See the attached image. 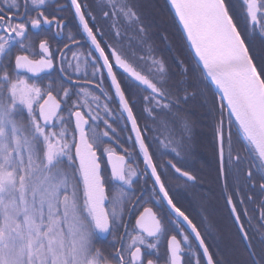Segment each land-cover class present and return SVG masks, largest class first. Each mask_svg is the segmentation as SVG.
I'll use <instances>...</instances> for the list:
<instances>
[{
  "label": "snow or ice",
  "instance_id": "snow-or-ice-1",
  "mask_svg": "<svg viewBox=\"0 0 264 264\" xmlns=\"http://www.w3.org/2000/svg\"><path fill=\"white\" fill-rule=\"evenodd\" d=\"M93 3L0 0V264H224L181 203L197 178L158 158H184L197 114L211 121L244 264H264V53L250 39L264 37V0H169L195 60L173 55L175 69L147 43L137 5ZM197 68L219 104L190 81Z\"/></svg>",
  "mask_w": 264,
  "mask_h": 264
},
{
  "label": "flooded vegetation",
  "instance_id": "flooded-vegetation-1",
  "mask_svg": "<svg viewBox=\"0 0 264 264\" xmlns=\"http://www.w3.org/2000/svg\"><path fill=\"white\" fill-rule=\"evenodd\" d=\"M89 3H93V0H89ZM93 10L99 18L100 11L95 7L94 3ZM64 15L69 19L68 28L75 30L72 26L74 22L71 19L70 13L66 12ZM103 23L107 27L108 22ZM84 46H86L85 49L87 50V45L85 44ZM174 131L175 128L171 126V132ZM162 132L159 135L161 138L169 134V129H164ZM174 136L179 138L180 135L175 134ZM192 148L193 144H191V150L189 152L182 154L184 157L182 160L174 159L172 154H165L158 156V158L160 160H173L174 163H177L185 171L191 172L197 178L194 183L188 182L186 188H180L183 207L194 218L201 234L205 237V242L210 245V250L218 254V258L223 260L224 264H244L247 253L240 240V235L237 231V226L230 212V208L226 204L224 178L220 177L219 173L215 174V171L218 170L213 166L215 153L205 150L197 151ZM160 151L167 152V150L161 148L158 152ZM166 178L171 181L172 186L184 185L185 183L182 178L177 179L171 169L168 170ZM227 179L230 183V172L228 173ZM259 202L260 197L257 195L254 203L248 202L244 205L249 210V215L258 216V211L253 212V209L257 207ZM252 223L254 226H258L257 220H253ZM193 242L197 243L194 238Z\"/></svg>",
  "mask_w": 264,
  "mask_h": 264
},
{
  "label": "trees",
  "instance_id": "trees-1",
  "mask_svg": "<svg viewBox=\"0 0 264 264\" xmlns=\"http://www.w3.org/2000/svg\"><path fill=\"white\" fill-rule=\"evenodd\" d=\"M131 3L137 5L138 11L141 14L142 20L145 24L151 25L148 32V40L147 43H150L152 47L155 49L157 55H163L165 59L172 65L173 69H175V61L173 59V55L183 59L186 64L192 67L195 64V60L193 59V55L188 47V44L183 36V33L175 19V16L169 6L167 0H130ZM240 24L243 27L244 20L240 19ZM108 24V23H107ZM74 27V25H72ZM108 27V26H107ZM105 29L108 31V28ZM134 27H128L127 25H122L121 31L127 33V37L131 38V43L133 48L136 50L137 54H146L143 52L144 47L146 45L138 44V40L140 37L134 31ZM75 31V30H73ZM161 34L167 36V42L161 39ZM79 39V37H78ZM251 48L257 53H264V37H262L259 32H255L251 35ZM55 43V42H54ZM123 43L127 46L129 43L128 38L123 40ZM62 46V45H61ZM168 47H171L172 51H168ZM86 46H84V50ZM200 70L197 68L195 71L189 73V78L191 82H197V78L199 77V81L197 82V87L204 89L209 100V103L215 102L216 104L220 103L219 94L215 91L214 87L210 84V82H205L203 77L199 76ZM179 78L178 76L176 77ZM143 95H147V93H143ZM143 103L138 102L136 105V111L142 117L141 123L144 122L143 117L145 114L142 112ZM203 109H198V112H202ZM218 116L219 113L217 112ZM195 121L190 143L193 144V150L197 151H211L215 153L213 157V166L218 169V157L217 152L213 142V133L211 121L205 122L199 114L192 117ZM234 120V118H233ZM149 124L152 121H147ZM175 128L172 134L181 135L180 126L173 125ZM164 129L160 128L155 133L156 135L162 134ZM238 136L237 126L233 125V138L236 139ZM157 151H159V145L155 146ZM218 170L215 171V174H218ZM111 237H108L106 240H102L97 243V247L104 248L106 252L111 251L110 248Z\"/></svg>",
  "mask_w": 264,
  "mask_h": 264
},
{
  "label": "water",
  "instance_id": "water-1",
  "mask_svg": "<svg viewBox=\"0 0 264 264\" xmlns=\"http://www.w3.org/2000/svg\"><path fill=\"white\" fill-rule=\"evenodd\" d=\"M168 1V3H169V0H167ZM169 6H170V3H169ZM171 8V7H170ZM172 10V9H171ZM172 12H173V14H174V10H172ZM177 23H178V21H177ZM180 27V26H179ZM181 29V31H182V28H180ZM182 33H183V31H182ZM183 36H184V34H183ZM184 38H185V36H184ZM186 40V39H185ZM188 44V43H187ZM188 47H189V49H190V51H191V53H192V55L194 56V51L190 48V45L188 44ZM213 87H214V89H215V86L214 85H212ZM215 91L217 92V90L215 89ZM218 93V92H217ZM234 118V117H233Z\"/></svg>",
  "mask_w": 264,
  "mask_h": 264
}]
</instances>
